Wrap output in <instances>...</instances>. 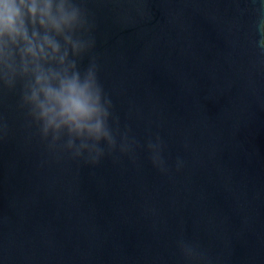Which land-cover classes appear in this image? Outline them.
<instances>
[{"label": "water", "instance_id": "1", "mask_svg": "<svg viewBox=\"0 0 264 264\" xmlns=\"http://www.w3.org/2000/svg\"><path fill=\"white\" fill-rule=\"evenodd\" d=\"M72 3L78 69L95 64L131 151L57 158L21 86L0 88V264H264V64L230 31L245 0Z\"/></svg>", "mask_w": 264, "mask_h": 264}, {"label": "clouds", "instance_id": "2", "mask_svg": "<svg viewBox=\"0 0 264 264\" xmlns=\"http://www.w3.org/2000/svg\"><path fill=\"white\" fill-rule=\"evenodd\" d=\"M84 26L72 0H0V88L14 91L21 86L18 107L51 155L95 164L105 151L117 148L118 136L121 152H130L131 144L120 133L95 64L78 69L77 61L89 47L76 38ZM230 31L237 37L234 45L241 46L243 40L264 64V0H245L238 6ZM148 147L154 165L163 170L159 138ZM184 253L197 259L191 247Z\"/></svg>", "mask_w": 264, "mask_h": 264}]
</instances>
